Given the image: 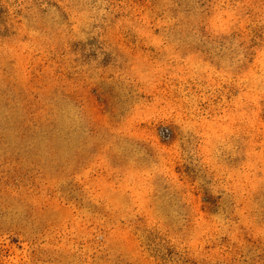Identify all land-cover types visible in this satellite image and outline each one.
Wrapping results in <instances>:
<instances>
[{
    "label": "rangeland",
    "instance_id": "rangeland-1",
    "mask_svg": "<svg viewBox=\"0 0 264 264\" xmlns=\"http://www.w3.org/2000/svg\"><path fill=\"white\" fill-rule=\"evenodd\" d=\"M0 264H264V0H0Z\"/></svg>",
    "mask_w": 264,
    "mask_h": 264
}]
</instances>
